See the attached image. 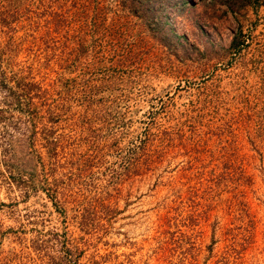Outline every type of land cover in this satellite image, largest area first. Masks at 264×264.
<instances>
[{"label": "rangeland", "instance_id": "obj_1", "mask_svg": "<svg viewBox=\"0 0 264 264\" xmlns=\"http://www.w3.org/2000/svg\"><path fill=\"white\" fill-rule=\"evenodd\" d=\"M0 48L58 143L0 113V264H264V0H0Z\"/></svg>", "mask_w": 264, "mask_h": 264}, {"label": "trees", "instance_id": "obj_2", "mask_svg": "<svg viewBox=\"0 0 264 264\" xmlns=\"http://www.w3.org/2000/svg\"><path fill=\"white\" fill-rule=\"evenodd\" d=\"M4 50L0 48V57L3 55ZM1 62V60H0ZM16 78V74H7L5 69H2L0 64V89H4L3 94V101L2 105L0 107V113L11 112L12 110L17 109L21 113H24L27 115V129L29 130L28 135V141L26 143V138L24 135L23 139L19 137L9 138V142L7 144L8 147L12 148L14 147V144L19 147L26 146V148L29 146L28 153L34 154L35 150L31 149L32 145L40 141V145L45 148L46 153L50 154V157H56L58 154L57 151V144L55 140L50 139L51 131L49 130V127L47 125V122L49 121L50 113L51 111V105L48 108H44L45 103L42 99V94L46 92L41 88V85H38L37 83L31 82V81H25L24 79ZM5 105V107H4ZM9 108V110H8ZM41 109L44 114L47 115H39V110ZM47 111V112H45ZM38 115V116H37ZM47 119V120H46ZM20 123H25V119L18 118L16 121L12 122V129H16V126H19ZM24 134V133H23ZM18 142V143H17ZM28 145V146H27ZM4 157H7L9 150L3 149ZM27 153V154H28ZM31 157H28L32 160L34 157L31 155ZM15 156V155H14ZM16 158V157H14ZM12 159L10 156L6 158L7 162H10V166H16L15 159ZM86 160L90 159H83L81 167H84V164L86 163ZM21 163V162H20ZM19 163V166L21 167V164ZM73 164V162H71ZM74 167V166H73ZM52 193L56 194L52 191ZM54 239L57 240V242L60 243V254L59 258L61 260V264H79L77 260V256H74V251H72V247L69 245L68 240L63 235L61 238L60 234L57 232H53Z\"/></svg>", "mask_w": 264, "mask_h": 264}]
</instances>
